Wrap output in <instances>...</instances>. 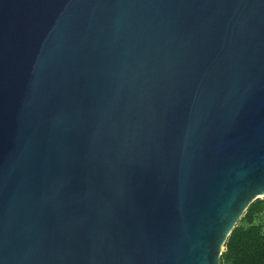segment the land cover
<instances>
[{
    "label": "water",
    "instance_id": "water-1",
    "mask_svg": "<svg viewBox=\"0 0 264 264\" xmlns=\"http://www.w3.org/2000/svg\"><path fill=\"white\" fill-rule=\"evenodd\" d=\"M264 197V0H0V264H220Z\"/></svg>",
    "mask_w": 264,
    "mask_h": 264
},
{
    "label": "trees",
    "instance_id": "trees-1",
    "mask_svg": "<svg viewBox=\"0 0 264 264\" xmlns=\"http://www.w3.org/2000/svg\"><path fill=\"white\" fill-rule=\"evenodd\" d=\"M264 213V200L256 199L227 237L220 264H264V230L257 217Z\"/></svg>",
    "mask_w": 264,
    "mask_h": 264
},
{
    "label": "rangeland",
    "instance_id": "rangeland-1",
    "mask_svg": "<svg viewBox=\"0 0 264 264\" xmlns=\"http://www.w3.org/2000/svg\"><path fill=\"white\" fill-rule=\"evenodd\" d=\"M259 199L264 200V197H261ZM257 222H259L262 225L264 230V213L261 216L257 217ZM222 251H224V248L222 249Z\"/></svg>",
    "mask_w": 264,
    "mask_h": 264
}]
</instances>
